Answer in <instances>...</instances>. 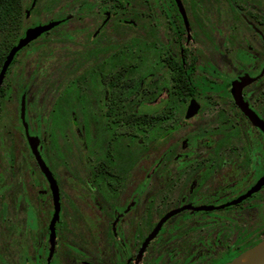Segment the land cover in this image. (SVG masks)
I'll return each mask as SVG.
<instances>
[{
  "label": "flooded vegetation",
  "instance_id": "flooded-vegetation-1",
  "mask_svg": "<svg viewBox=\"0 0 264 264\" xmlns=\"http://www.w3.org/2000/svg\"><path fill=\"white\" fill-rule=\"evenodd\" d=\"M34 4L30 0L23 8L24 17ZM59 5L73 12L49 18L57 24L38 37L70 20L71 40L62 46L77 52L94 42L90 52L110 59L100 74L106 79L98 80L106 82L104 159L96 156L85 176H52L58 215L51 238V192L35 163L46 186L35 193L38 219L29 221L39 225L42 238L38 242L27 233L21 264H224L263 240L264 0H59ZM120 25L133 30L132 50L104 47ZM130 53L133 63L123 67L118 62ZM114 68L121 71L109 79ZM242 75L251 79L239 92L246 113L229 91ZM148 151L149 171L131 175ZM258 180L255 190L235 201ZM146 183L149 191L143 190ZM158 189L176 194V202L153 207ZM46 195L47 213L41 207ZM197 199L202 203L192 205ZM174 209L179 210L157 225ZM196 211L224 214L205 217ZM249 213L257 218L244 221Z\"/></svg>",
  "mask_w": 264,
  "mask_h": 264
},
{
  "label": "rangeland",
  "instance_id": "rangeland-1",
  "mask_svg": "<svg viewBox=\"0 0 264 264\" xmlns=\"http://www.w3.org/2000/svg\"><path fill=\"white\" fill-rule=\"evenodd\" d=\"M17 1V23L10 32H0V48H3L6 40L18 38L25 28L36 21L44 24L49 18L71 15L73 12L70 7H61L59 0H35L30 16L24 17L23 8L30 0ZM95 10L94 6L90 10L93 17ZM70 26L71 22L67 20L23 47L1 80L11 98L0 109V264H21L22 245L28 242L27 233L38 242L42 238L39 225L29 220L38 219L36 215L39 212L33 210L39 205L35 193L45 189L46 184L29 155L18 117L21 91L25 96L24 119L28 133L42 140V159L55 179L58 176H85L96 156L104 159L106 131L103 125V99L106 82L99 84L98 80L104 77L99 75L104 73L110 59L107 60L106 54L102 56L90 52L95 47L94 42L77 52L67 45L62 46L71 40ZM107 38L105 41L108 40V43L104 47L130 50L134 47L133 30L124 25H120ZM53 41H56L54 46L51 44ZM78 42L80 40L77 46ZM58 43L61 45L58 46ZM131 57L132 53L127 60H119L118 63L123 67L127 64L131 66ZM120 71L117 68L109 71V79H114V74ZM222 73L226 77L230 75V71ZM125 77H120V80ZM152 162L153 153L145 152L131 175L143 177ZM144 187V191L150 190L148 183ZM158 191L153 207L166 209L176 202V194L167 196L166 189ZM47 197L43 196L41 200V207L46 213L50 209ZM25 201L29 205L32 203L33 208ZM191 203L198 206L202 201L197 199ZM260 211L262 214L259 216L263 218L264 208ZM194 213L205 217L224 214L220 211ZM252 218L257 217L249 213L242 219L248 221Z\"/></svg>",
  "mask_w": 264,
  "mask_h": 264
},
{
  "label": "water",
  "instance_id": "water-1",
  "mask_svg": "<svg viewBox=\"0 0 264 264\" xmlns=\"http://www.w3.org/2000/svg\"><path fill=\"white\" fill-rule=\"evenodd\" d=\"M58 21H48L44 24H38L32 27L26 28L23 33L15 40V42L9 47L7 52L5 53L1 64H0V82L2 80V77L9 66L14 54L20 50L22 47L27 45L30 41L34 40L36 37H38L41 33L47 31L52 26L56 25ZM251 79L247 77L246 75L240 76L238 79H235L231 81L230 83V94L236 98V104L239 105V107L243 110L244 113H246L245 106L243 101L240 98V88L248 83ZM24 113H25V96L22 93L19 97V108H18V117L20 120V124L23 130V134L26 140V144L28 146V149L33 156V159L36 163V165L40 168L42 171V174L44 175L46 182L49 186L51 197H52V205H53V212L49 221V235L50 238L53 235V224L57 218L58 215V193L56 190L55 181L51 175V172L47 168V166L44 163V160L41 157L40 154V143L39 139L35 135H30L28 133V127L27 123L24 119ZM188 116V114H187ZM264 179V174L261 177V180ZM261 180L257 181L253 187L247 191L242 197L236 199L235 201H238L239 199L245 197L249 194V192L256 189V187L260 184ZM183 208V207H182ZM203 207H198L197 209H200ZM179 209H174L166 213L157 223L159 225L166 217H168L170 214L175 213ZM224 264H264V239L257 242L256 244L250 246L246 250L240 252L238 255L233 257L230 261L224 263Z\"/></svg>",
  "mask_w": 264,
  "mask_h": 264
},
{
  "label": "trees",
  "instance_id": "trees-1",
  "mask_svg": "<svg viewBox=\"0 0 264 264\" xmlns=\"http://www.w3.org/2000/svg\"><path fill=\"white\" fill-rule=\"evenodd\" d=\"M18 3L19 2L17 0H0V32H5V33L10 32V30L14 27L15 23H17V20H18L17 19L18 18L17 17L18 16ZM19 9H20V7H19ZM16 39H17L16 37H13L11 39L9 38L3 44V48H0V64H1V61H2L5 53L7 52L9 47L15 42ZM32 42L33 41H31L29 43H32ZM26 46H24V47H26ZM20 50H18L14 54L10 64L14 61L15 56L18 54V52ZM10 64H9V66H10ZM8 67H7V70H8ZM7 70L5 72H7ZM101 77H103V76H101ZM7 89L8 88L0 82V109L2 107H4V105H5L4 103L7 102L11 98V95ZM21 92H23V91H21ZM142 155H143V152H142ZM6 160H9V158Z\"/></svg>",
  "mask_w": 264,
  "mask_h": 264
}]
</instances>
